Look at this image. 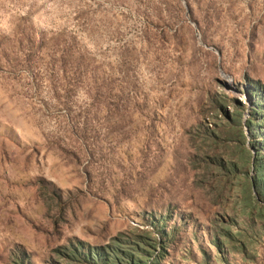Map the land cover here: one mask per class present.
Masks as SVG:
<instances>
[{
	"label": "rangeland",
	"instance_id": "rangeland-1",
	"mask_svg": "<svg viewBox=\"0 0 264 264\" xmlns=\"http://www.w3.org/2000/svg\"><path fill=\"white\" fill-rule=\"evenodd\" d=\"M255 83L264 0H0V264H264Z\"/></svg>",
	"mask_w": 264,
	"mask_h": 264
},
{
	"label": "trees",
	"instance_id": "trees-1",
	"mask_svg": "<svg viewBox=\"0 0 264 264\" xmlns=\"http://www.w3.org/2000/svg\"><path fill=\"white\" fill-rule=\"evenodd\" d=\"M253 89L250 92L252 95H255L256 100V107L250 109L248 117L246 118L244 122V126L247 129H250L251 126H254L256 128V133L262 134L264 142V92L258 85L255 83L252 85ZM256 120V121H255ZM252 146H256L255 142L253 143L251 141ZM257 148V146H256ZM252 162H251V169L254 171V174L250 176V182L252 185V191L257 197H263L264 195V153L261 156H258L257 152L252 156ZM166 217L161 218V222L158 226L162 225L164 226V221H166ZM175 228H170L166 233L159 232V240L157 241L156 250L155 247V241L150 240L144 232L141 230L131 232L135 237L138 238L137 244H134L136 242H131L130 247L133 251L136 250V247H138L139 243H142L144 247L139 248V252L142 253L141 258H131V254L129 252H118L113 251L115 254V259L113 260V264H144V261H142L143 257L146 256L147 253L152 252L151 260L146 264H157L161 259L167 255L168 247L172 244L173 238H174V230ZM140 241V242H139ZM215 248L217 249V243L215 241H212ZM129 248V247H128ZM95 251L91 254V259H80L79 261L84 260L85 262H88L90 264H108L107 260V254L103 251L106 249H94ZM110 251V250H108ZM107 251V252H108ZM204 255V258L207 259V255H205V252H202ZM94 257H93V256ZM76 257V256H75Z\"/></svg>",
	"mask_w": 264,
	"mask_h": 264
},
{
	"label": "built area",
	"instance_id": "built-area-1",
	"mask_svg": "<svg viewBox=\"0 0 264 264\" xmlns=\"http://www.w3.org/2000/svg\"><path fill=\"white\" fill-rule=\"evenodd\" d=\"M130 226L133 228H137L139 230L145 229L146 226H143L140 222H137L135 220L129 221Z\"/></svg>",
	"mask_w": 264,
	"mask_h": 264
}]
</instances>
